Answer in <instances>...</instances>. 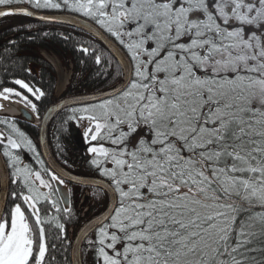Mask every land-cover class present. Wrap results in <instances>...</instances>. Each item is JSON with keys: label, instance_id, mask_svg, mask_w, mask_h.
I'll list each match as a JSON object with an SVG mask.
<instances>
[{"label": "snow or ice", "instance_id": "1", "mask_svg": "<svg viewBox=\"0 0 264 264\" xmlns=\"http://www.w3.org/2000/svg\"><path fill=\"white\" fill-rule=\"evenodd\" d=\"M40 10L77 13L127 53L113 95L68 118L88 121L91 164L115 201L82 238L90 264H264V0H0V18ZM13 84L0 112L7 101L36 113L27 94L45 93ZM0 126V264H52L45 225L65 224L39 205L59 213L65 180L14 120Z\"/></svg>", "mask_w": 264, "mask_h": 264}, {"label": "trees", "instance_id": "2", "mask_svg": "<svg viewBox=\"0 0 264 264\" xmlns=\"http://www.w3.org/2000/svg\"><path fill=\"white\" fill-rule=\"evenodd\" d=\"M83 48L89 51L85 53L82 51ZM43 51L64 61L69 55L73 57V74L60 95L56 92V69L54 64L43 55ZM96 56L100 57L99 64L96 63ZM118 65L99 41L77 29L66 25L38 22L25 17L0 20V88H18L13 81L23 79L41 89L45 96L41 100L33 98L39 116L52 103L63 97L98 92L117 84L121 77L116 76L114 79L113 74L118 71ZM74 108L63 111L51 124L50 142L53 152L61 163L75 173L99 176L107 180L100 174V170L91 164V160L95 157L88 151L90 143L80 144L77 140L76 121L68 119L73 115ZM5 118L15 121L17 127L33 141L36 152L40 154L39 159L44 161L38 143V124L27 118L0 115V119ZM96 143L92 142V144ZM101 143L112 147L108 142ZM15 151L21 155L25 166L40 170V164L34 153L27 149ZM25 158H28V161L25 162ZM44 166L49 169L45 161ZM15 187L11 185V190H15ZM72 187L73 185L70 187V192ZM74 189L75 191L70 195L69 214L64 212L67 206L64 204L60 186L59 191L54 194L60 208L59 213H56L49 203L39 205L42 216L56 215L60 222L65 224L63 233L52 224L45 225L49 245L48 255L55 257L52 264H72L71 245L76 232L86 220L101 212L108 204L107 195L98 188L75 187ZM42 190L46 191V189ZM82 249L85 264H90L92 253L87 250L86 241Z\"/></svg>", "mask_w": 264, "mask_h": 264}, {"label": "water", "instance_id": "3", "mask_svg": "<svg viewBox=\"0 0 264 264\" xmlns=\"http://www.w3.org/2000/svg\"><path fill=\"white\" fill-rule=\"evenodd\" d=\"M24 7H27L24 5ZM36 11V10H33ZM47 16V17H55V19H40V16ZM11 17H25L36 20L38 22L43 23H52V24H60V25H67L73 28H77L93 37H95L103 46L114 56V58L120 62L124 61L127 57V54L124 50L115 42L113 41L104 31H102L97 25H95L90 20H87L83 17L74 15V14H67V13H52V12H42L38 11L37 15L35 16H23V15H16ZM9 18V17H5ZM5 18H0L5 19ZM62 80H59V83ZM119 85V84H118ZM116 86L89 94L84 95H77L63 98L53 104H51L44 114L41 117L40 124H39V146L43 158L47 165L49 166L50 170H54L55 172L59 173L65 181L72 183L78 186L84 187H94L101 189L108 197V204L107 206L96 215L89 218L77 231L74 240L71 245V262L72 264H76V261L81 257L78 255L79 250L83 248V245L86 240L82 238L85 236L86 233H90V229H92L99 221L102 219L103 216L108 215L113 206L115 205V201L112 198V193L108 189V181L105 179L95 177V176H83L73 173L72 171L68 170L64 167L55 157L50 142V125L54 118L57 117L63 110L68 109L72 106H78L82 104L94 103L98 101H102L104 99L110 98L113 95L112 90L116 88ZM22 108H20L21 110ZM22 115L19 117L22 119H31L34 120L33 114L29 113L27 110H22ZM26 115L27 117H25ZM18 117V116H17ZM4 174L3 168V161L0 160V177ZM3 184H0V187H3ZM8 189H11V184H7Z\"/></svg>", "mask_w": 264, "mask_h": 264}, {"label": "rangeland", "instance_id": "4", "mask_svg": "<svg viewBox=\"0 0 264 264\" xmlns=\"http://www.w3.org/2000/svg\"><path fill=\"white\" fill-rule=\"evenodd\" d=\"M51 60L55 63L56 65V74L57 76L59 75L58 79L59 80H62L60 83H59V86H58V90L59 91H62L66 85H67V80L70 78L71 74H72V69H73V61H72V58L70 56H68V62L66 63L63 59L61 60V62L59 60H57L54 56H50ZM55 67V66H54ZM28 96L31 95V94H27ZM29 99H32L31 96H29ZM33 100V99H32ZM34 102V100H33ZM5 104L8 105V107H10L12 109V111L10 112H0V115H9V116H20L22 115V110H27L29 113L33 114V112L31 111L30 108H27L25 107L23 104H16V103H11L9 104V102L5 101L4 102ZM88 105H91V104H88ZM88 105H84V106H81L79 108H82V107H86ZM20 108H22L20 110ZM25 117H27L26 115H24ZM77 138H80L79 139V143L80 144H88V139L84 136V133L83 132H78L77 133ZM28 161V158H25V162ZM67 186V189H68V185L65 184ZM65 190V188H64ZM62 190L63 192V196L62 198L64 197L65 199H69V195L66 194V190L64 191ZM75 190V189H74ZM63 198V199H64ZM84 199V198H83ZM83 203H84V200H83ZM82 203V205H83Z\"/></svg>", "mask_w": 264, "mask_h": 264}, {"label": "flooded vegetation", "instance_id": "5", "mask_svg": "<svg viewBox=\"0 0 264 264\" xmlns=\"http://www.w3.org/2000/svg\"><path fill=\"white\" fill-rule=\"evenodd\" d=\"M27 6V5H26ZM40 11H44V12H55V13H69V14H74V15H77V16H80V17H83V16H81V15H79V14H77V13H73V12H70V11H59V10H40ZM83 18H85V17H83ZM85 19H87V18H85ZM87 20H89V19H87ZM91 21V20H90ZM92 22V21H91ZM94 23V22H93ZM95 24V23H94ZM98 26V25H97ZM106 32V31H105ZM107 33V32H106ZM108 34V33H107ZM111 38H113L110 34H108ZM114 39V38H113ZM115 40V39H114ZM117 42V41H116ZM118 43V42H117ZM43 55L44 56H46L52 63H53V61L51 60V58H50V56H53V55H51L50 53H48V52H46V51H43ZM70 187H71V185L70 186H68V189H67V191L69 192V193H71V192H73V191H75L74 190V188H75V186H73L72 187V191L70 192Z\"/></svg>", "mask_w": 264, "mask_h": 264}, {"label": "bare ground", "instance_id": "6", "mask_svg": "<svg viewBox=\"0 0 264 264\" xmlns=\"http://www.w3.org/2000/svg\"><path fill=\"white\" fill-rule=\"evenodd\" d=\"M73 240H74V237H73Z\"/></svg>", "mask_w": 264, "mask_h": 264}]
</instances>
